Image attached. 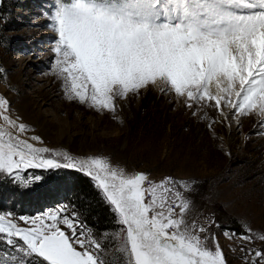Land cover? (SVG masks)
<instances>
[{"label":"snow or ice","instance_id":"snow-or-ice-1","mask_svg":"<svg viewBox=\"0 0 264 264\" xmlns=\"http://www.w3.org/2000/svg\"><path fill=\"white\" fill-rule=\"evenodd\" d=\"M50 19L58 34L54 67L69 101L116 113L129 93L163 84L185 107L210 104L225 122L222 105L237 123L252 110L264 116V0H56ZM9 103L0 95V176L27 186L41 180L22 176L28 169L79 170L118 214L126 237L113 259L66 205L35 216L0 213L7 264H227L218 242L214 250L205 246L208 229L185 219L191 201L184 192L193 191L194 180L179 182L184 192L174 190L172 177L146 187V173L127 175L108 158L78 161L36 147L20 137L28 126L8 114ZM248 231L238 239L251 241ZM244 258L262 264L264 252L249 248Z\"/></svg>","mask_w":264,"mask_h":264},{"label":"rangeland","instance_id":"rangeland-1","mask_svg":"<svg viewBox=\"0 0 264 264\" xmlns=\"http://www.w3.org/2000/svg\"><path fill=\"white\" fill-rule=\"evenodd\" d=\"M55 3L56 0H0V66L5 69L0 74V95L10 102L8 114L28 126L20 137L36 147L67 152L78 161L89 156L108 158L112 166L124 168L127 175L146 173L148 181L172 177L177 182L175 191L184 192L180 181L194 180L193 191L184 192L191 201L185 219L208 229L210 238L205 246L214 250L218 242L227 264H247L244 257L249 248L264 252V240L259 239L264 235V127L259 123L264 116L252 110L240 116L237 123L233 110L222 105L228 114L225 122L210 104L185 107L183 98L162 91L166 87L163 84L149 85L138 94L129 93L126 100L118 103L116 113L69 101L54 67L53 49L58 34L50 17ZM205 115L207 119L202 118ZM213 118L217 122L213 123ZM0 124H4L2 117ZM12 131L15 134L16 130ZM46 155L67 162L52 153ZM60 170L65 169H28L21 175L27 179L39 175L42 179L44 172ZM0 177L11 179L20 188L41 181L25 186L6 175ZM4 202L8 207L0 206V213L12 212L17 217L35 216L65 205L75 210L64 202L23 214ZM79 217L86 226L80 214ZM117 225L113 233L106 235L114 244H101L112 258L126 237L125 226L118 220ZM248 230L251 241L238 239L249 234ZM225 233H235V237ZM213 235L215 241L211 239ZM242 245L245 252L241 251ZM7 252L11 249L0 245V260L5 264ZM253 255L249 254V259Z\"/></svg>","mask_w":264,"mask_h":264},{"label":"trees","instance_id":"trees-1","mask_svg":"<svg viewBox=\"0 0 264 264\" xmlns=\"http://www.w3.org/2000/svg\"><path fill=\"white\" fill-rule=\"evenodd\" d=\"M42 177L44 179L39 183L28 188H20L11 179L0 177V206L8 207L4 202L7 201L11 210L26 214L34 213L44 204L48 207L66 202L74 206L83 223L93 231L96 239L102 241L103 246L114 244L110 241L112 237L106 235L113 233V229L118 226L117 214L106 203L90 177L79 170L70 169L48 174L44 172ZM60 199L63 202H59ZM119 258L117 252L113 259Z\"/></svg>","mask_w":264,"mask_h":264},{"label":"water","instance_id":"water-1","mask_svg":"<svg viewBox=\"0 0 264 264\" xmlns=\"http://www.w3.org/2000/svg\"><path fill=\"white\" fill-rule=\"evenodd\" d=\"M59 202H63V201L60 199ZM46 208H47V206L44 205L40 209H37L36 211H42V210H45Z\"/></svg>","mask_w":264,"mask_h":264},{"label":"built area","instance_id":"built-area-1","mask_svg":"<svg viewBox=\"0 0 264 264\" xmlns=\"http://www.w3.org/2000/svg\"><path fill=\"white\" fill-rule=\"evenodd\" d=\"M151 182H153V181H151V180H149L146 184V187L149 185V183H151ZM147 198V197H146ZM178 211H179V209L177 208V213H178Z\"/></svg>","mask_w":264,"mask_h":264}]
</instances>
